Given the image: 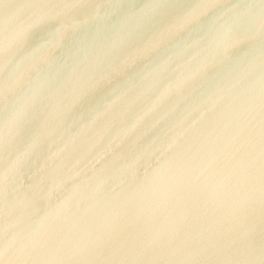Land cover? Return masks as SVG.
I'll return each instance as SVG.
<instances>
[{"label":"water","instance_id":"water-1","mask_svg":"<svg viewBox=\"0 0 264 264\" xmlns=\"http://www.w3.org/2000/svg\"><path fill=\"white\" fill-rule=\"evenodd\" d=\"M0 264H264V0H0Z\"/></svg>","mask_w":264,"mask_h":264}]
</instances>
